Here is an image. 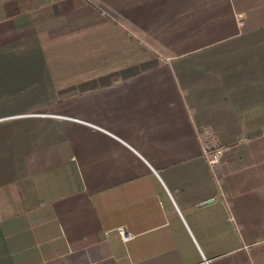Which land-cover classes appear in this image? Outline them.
<instances>
[{
    "label": "crops",
    "instance_id": "0c3cea01",
    "mask_svg": "<svg viewBox=\"0 0 264 264\" xmlns=\"http://www.w3.org/2000/svg\"><path fill=\"white\" fill-rule=\"evenodd\" d=\"M0 264H264V0H0Z\"/></svg>",
    "mask_w": 264,
    "mask_h": 264
},
{
    "label": "built area",
    "instance_id": "2783aa9c",
    "mask_svg": "<svg viewBox=\"0 0 264 264\" xmlns=\"http://www.w3.org/2000/svg\"><path fill=\"white\" fill-rule=\"evenodd\" d=\"M204 139L202 140V155L211 169L217 167L220 162L222 147L212 140V132L208 129H202ZM201 134V132L199 133ZM201 136V135H200ZM121 237L125 240L130 237V234L123 228H118Z\"/></svg>",
    "mask_w": 264,
    "mask_h": 264
},
{
    "label": "rangeland",
    "instance_id": "374dc122",
    "mask_svg": "<svg viewBox=\"0 0 264 264\" xmlns=\"http://www.w3.org/2000/svg\"><path fill=\"white\" fill-rule=\"evenodd\" d=\"M152 54H153L154 58L159 56V54H154V53H152Z\"/></svg>",
    "mask_w": 264,
    "mask_h": 264
}]
</instances>
